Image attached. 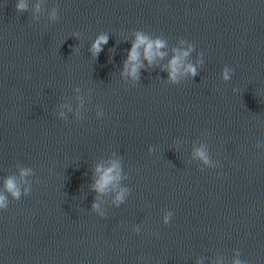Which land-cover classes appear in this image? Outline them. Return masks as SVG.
Wrapping results in <instances>:
<instances>
[{
    "label": "water",
    "instance_id": "obj_1",
    "mask_svg": "<svg viewBox=\"0 0 264 264\" xmlns=\"http://www.w3.org/2000/svg\"><path fill=\"white\" fill-rule=\"evenodd\" d=\"M35 2L0 0V189L18 164L35 173L0 211V264H264V0H44L34 18ZM137 30L167 56L133 82L120 73ZM189 44L203 62L173 85L162 69ZM113 159L119 207L91 190Z\"/></svg>",
    "mask_w": 264,
    "mask_h": 264
},
{
    "label": "clouds",
    "instance_id": "obj_2",
    "mask_svg": "<svg viewBox=\"0 0 264 264\" xmlns=\"http://www.w3.org/2000/svg\"><path fill=\"white\" fill-rule=\"evenodd\" d=\"M44 0H36L34 4L31 5V10L34 14V18H37L35 14H39L42 11V4ZM30 0H16L15 11L17 13H24L29 10ZM58 19V9L52 7L48 12L49 22L55 23ZM78 35V34H77ZM134 39L131 42V47L127 51L126 59L123 62L121 77H126L133 82L139 80V73L143 67V62H146L149 67H151L157 60H163L167 56V52L162 51L167 47V41L159 36L153 38L146 32L142 30L134 31ZM108 43V34L100 33L92 41L89 48V53L95 59L98 57L100 52L103 50L104 45ZM181 44L186 43V40L181 39ZM194 47L189 44L185 50L173 48L171 59L168 61L166 67L162 70L167 71L168 81L176 85L179 83L180 79L187 77H195L197 75V64L202 63L201 59L197 60V64L187 62L188 57L193 52ZM203 56V53L200 54ZM234 69L225 66L221 73L220 78L224 82H228L233 75ZM76 92H79V87L75 88ZM80 104H83V98L78 97ZM62 108H68L71 110L70 106L65 104L61 105ZM65 112L61 111L59 113L60 118H65ZM103 115L101 109H97L96 116L100 118ZM262 145L257 144L256 147L260 148ZM151 151V149H149ZM193 158L199 160L203 165L207 167H212V162L208 152L207 145L201 144L199 147L194 148ZM18 176L9 175L3 180L2 189H0V211L6 210L9 205V198L11 200H19L22 196H27L30 194L31 180L30 177L34 176L35 173L32 168L23 167L19 164ZM95 179L92 182L91 190L97 193V195H105L109 192H115L113 199V205L119 207L124 203L126 197L129 194V190L120 187V182L125 179L123 176V169L121 161L119 159H113L108 161V166L97 165L94 169ZM92 210L99 213L101 217L104 213L100 209V203L94 201L92 204ZM173 213L168 211L163 216V224L167 225L171 220ZM140 228L135 229L136 233H139ZM232 264H245V261L240 259L239 251L235 252Z\"/></svg>",
    "mask_w": 264,
    "mask_h": 264
}]
</instances>
